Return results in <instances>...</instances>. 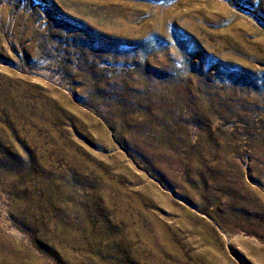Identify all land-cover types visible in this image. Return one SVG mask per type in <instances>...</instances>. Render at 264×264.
Returning a JSON list of instances; mask_svg holds the SVG:
<instances>
[{"label": "rangeland", "instance_id": "374dc122", "mask_svg": "<svg viewBox=\"0 0 264 264\" xmlns=\"http://www.w3.org/2000/svg\"><path fill=\"white\" fill-rule=\"evenodd\" d=\"M0 264H264V0H0Z\"/></svg>", "mask_w": 264, "mask_h": 264}]
</instances>
